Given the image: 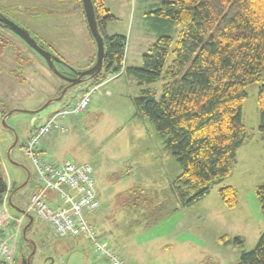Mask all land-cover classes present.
<instances>
[{
	"label": "rangeland",
	"instance_id": "374dc122",
	"mask_svg": "<svg viewBox=\"0 0 264 264\" xmlns=\"http://www.w3.org/2000/svg\"><path fill=\"white\" fill-rule=\"evenodd\" d=\"M109 2L117 16L115 25L123 29L122 35L126 37L124 64L127 67L140 68L141 55L149 53L160 35L172 37V48L175 47L183 26L155 18L156 0ZM78 13H82L88 37L95 45L79 0H0V14L32 35L37 34L36 30L49 29L50 24L56 25L62 36L58 39L72 47L77 59L70 61L68 54L55 53L70 64L56 62L57 72H53L43 57L19 36L0 26V42L5 45L0 56L10 58L0 62V154L4 159L2 171L7 185L17 188L13 198L15 206L26 208L39 183L30 160L22 151L24 142L31 136V123L36 126L46 122L56 110L75 100L83 89L102 83V87L93 92L88 107L91 109L80 115V124L75 128L69 125L64 132L62 152L72 163L89 164L93 168L99 194L134 188L136 195L131 204H138L136 208L132 206L125 220L131 224V234L127 238L130 243L124 248L136 256H132L130 262L236 264L241 253L253 250L264 234V215L255 195V188L264 183V133L259 131L256 100L260 83L245 88L247 97L242 105V120L247 137L237 150L230 175L214 183L201 198L190 200L191 191L182 197L172 186L182 172L180 163L164 149L162 138L147 118L144 122L132 120V103L128 96L135 89L133 82L137 83L134 77L109 76L103 66L97 80L85 79L68 88L61 100L32 113L51 100L52 95L53 99L60 95L68 84L66 78L88 69H82L86 64V44L81 32L83 26L76 20ZM44 47L56 50L50 45L44 44ZM94 51L96 55V47ZM171 60L169 55L167 64ZM127 77L132 82L127 83ZM161 84L159 81L150 86L156 99L161 94ZM9 112L4 119L3 115ZM9 148L11 153H7ZM231 185L237 192V204L226 208L218 191ZM183 190L186 191V186ZM26 221L22 216L20 223ZM21 224L17 228L6 225L0 229H7V236L1 241L14 246L11 260L5 261L7 264H21L23 259L26 264H108L105 258L97 259L93 243L84 235L58 239L37 218L23 235ZM162 239L171 246L165 248ZM124 248L122 256H125ZM0 259L4 260L1 255Z\"/></svg>",
	"mask_w": 264,
	"mask_h": 264
},
{
	"label": "trees",
	"instance_id": "16d2710c",
	"mask_svg": "<svg viewBox=\"0 0 264 264\" xmlns=\"http://www.w3.org/2000/svg\"><path fill=\"white\" fill-rule=\"evenodd\" d=\"M91 2L104 42L105 73L113 76L124 69L136 79L142 87L133 99L136 110L154 125L164 149L182 167L174 188L182 197L191 191L190 200L203 197L232 171L247 137L242 120L245 88L255 82L260 83L256 100L259 131L264 133V0H156L154 17L183 28L174 48L172 37L160 35L142 56L140 68L124 67L126 37L106 34V24L115 16L105 0ZM4 47L0 42V54ZM169 55L172 60L167 64ZM159 81L161 94L156 99L150 86ZM39 187L38 183L36 191ZM16 189L7 187L0 158V207ZM218 192L226 208L235 207L237 192L232 186ZM255 195L264 215V183L255 188ZM27 223L28 219L21 232ZM9 225L14 228L16 223ZM0 264L7 263L0 259ZM236 264H264V234Z\"/></svg>",
	"mask_w": 264,
	"mask_h": 264
},
{
	"label": "built area",
	"instance_id": "2783aa9c",
	"mask_svg": "<svg viewBox=\"0 0 264 264\" xmlns=\"http://www.w3.org/2000/svg\"><path fill=\"white\" fill-rule=\"evenodd\" d=\"M97 88L86 89L74 104L56 111L46 122L35 126L22 146L23 154L30 160L40 184L30 196L26 212L45 223L56 238L84 235L93 243L97 259L105 258L108 264H126L106 242L97 238L96 230L88 219L100 206L92 167L70 161L52 162L41 158L37 152L41 138L58 129L59 120L82 115L87 110L91 95ZM21 219L22 216L15 218L11 215L4 200L0 207V229L11 221L16 222L17 228ZM13 249L14 246L9 247L6 240H0V255L4 261L11 260Z\"/></svg>",
	"mask_w": 264,
	"mask_h": 264
},
{
	"label": "crops",
	"instance_id": "0c3cea01",
	"mask_svg": "<svg viewBox=\"0 0 264 264\" xmlns=\"http://www.w3.org/2000/svg\"><path fill=\"white\" fill-rule=\"evenodd\" d=\"M109 3H111V2H109V0H105L106 7L115 16V20H116L117 16L113 12L112 6ZM76 17H77L76 20L79 21L81 26H83V29L81 30V32H83V41L86 44V46H85L86 55H85V59H84V62L86 64H84V66H82L83 67L82 69H86V68L91 67L95 62V51H94L95 45L93 43V40L88 37V34H87L88 31H87V27L85 25V22L83 20L82 13H78L76 15ZM115 20L110 21L106 24V28H105L106 34L113 35V34H122L123 33V29H118V27L115 25V22H116ZM52 28L54 29V31ZM57 30L58 29H57L56 25H54V27H53V25L50 24L49 29H43V31L41 29H39L38 31L36 30L35 32L40 36L37 37L36 36L37 34L34 33L35 35H33V37L36 40L42 42L43 44H45L47 46L50 45L51 47H53L54 49L57 50V51L56 50L55 51L49 50L52 53H54V54L55 53H65L66 55L68 54V57H69L68 59L70 61L71 60L76 61L77 59H76V57L73 56V52L71 49L72 47L71 46L68 47V46L64 45V43L66 41H64V43H62L61 39H58V37H62V36L58 34ZM142 55H141V57H142ZM57 56L62 58L63 62L70 64V62H68L63 56H59V55H57ZM5 59L10 60V58H8V56H5V55L0 56V62L4 61ZM137 62L140 63V60H138ZM41 66H43V65H40V67ZM124 67H127L126 63L124 64ZM124 74H125V72L123 69L122 73H120L119 75H116L114 77L117 78V77H120ZM126 80H127V83L132 82L129 77H127ZM112 82H115V81L112 80ZM101 84L98 83L96 86H99V88H100ZM133 84H134L135 89H133L132 93L128 96L129 101H131V103H132V116H133L132 120L139 119V122H144L146 120V117L142 116L140 114V112H138L136 110V108L133 104L134 97L139 93V90L142 87H140L138 85V83L133 82ZM84 90L85 89H83L78 94V96H76L75 100L69 101V104H66V105L64 104V106H62L60 109L74 104L78 100L80 94ZM92 95H93V93H92ZM52 96H54V95H52ZM52 96H51V99H53ZM91 101H92V99H91ZM91 101H90V104H91ZM40 109H37L36 111H32V112H39V111H41ZM88 109L89 108H87V110L84 112L85 114L88 113ZM58 110H56V111H58ZM1 116H2V110L0 109V118H1ZM82 116H80V115L79 116H69L65 119L59 120L58 121L59 128L51 131L50 133L46 134L45 136H43L41 138V145L39 147V150L37 151L38 155L41 158L47 159V160L52 161V162H57V163H59V162L63 163L65 161H70L69 158H66V156L62 152V148H63L64 142H65V141H63V139L65 138L64 132L68 131L69 125H70V127H74V128L77 127L80 124L79 122H80ZM3 117H4V119H6L8 117V114H4ZM41 123H44V122H41ZM31 130L33 131V128H31ZM32 131H31V133H32ZM7 153H11L10 148L8 149ZM0 158H1V169H2L4 167V159L2 158L1 154H0ZM172 186H173V184H172ZM7 187L10 189V187H12V186L7 185ZM133 189L134 188L131 187V188H127L123 191H119V192L115 191V192H112L109 194H99L97 192V189H96L97 196H98V199L100 202V206L95 212H93L92 214H90L88 216L90 223L94 226V228L96 230L97 238L99 240L106 242L110 246V248L113 250V252H115L118 255V257L121 260H123L126 264H135L133 261L130 262V259L132 256L136 257L135 255H132L133 253L129 254V252L126 251V248H124V246H126L130 243V241L127 238L131 234L130 233L131 224H130V222L127 223L125 221L126 216L128 215L129 210H132V206L134 205V208H136L137 207L136 204H138V203H135L133 205L131 204L132 202H134V197L136 195L133 192ZM7 196L8 197H7L6 203L7 204L9 203V208H10L9 211L12 215H14L15 213H12L11 210L20 214L18 209H26L24 207L18 208L15 206V204L13 202V198H14V196H16L15 192L8 193ZM20 197L21 196L17 197V201L20 200ZM105 198H107V199H105ZM10 202L12 203L11 205H10ZM14 207L17 209H15ZM117 209L119 210L118 212H117ZM116 221H123V222H120L119 224H117ZM6 236H7V229L6 230H0V240L5 238ZM161 243H163V246L165 248L167 246H169V247L171 246L170 244H165V241L163 239H162ZM122 248H124V250L126 251L125 256H122V250H123Z\"/></svg>",
	"mask_w": 264,
	"mask_h": 264
},
{
	"label": "water",
	"instance_id": "95a60500",
	"mask_svg": "<svg viewBox=\"0 0 264 264\" xmlns=\"http://www.w3.org/2000/svg\"><path fill=\"white\" fill-rule=\"evenodd\" d=\"M81 3H82L83 10H84V15L86 18L88 29L95 42V47H96L95 62L87 70L76 72L75 77L66 78V81L68 82V84L62 89L60 95L55 99H51L47 101V103L43 107H41L40 110L44 109L52 101L61 100L62 96L64 95V93L67 91L68 88L83 82L85 79L95 78L103 69V60L105 58L104 42H103V37L101 36L98 30V27H97L93 5H92L91 0H81ZM0 26H2L3 28L9 29L14 34L19 36L30 48L35 50L41 57H43L49 69H51L53 72H57L55 63L56 62L61 63L63 62V60L59 58L57 55L53 54L47 48H45L44 44L36 40L28 30L17 25L15 22L9 20L8 18L4 17L1 14H0ZM10 113L11 112L7 114L9 115ZM32 113H35V112H32ZM31 125L33 128L34 127L33 123H31ZM18 211L22 215H25V217L28 219V223L23 227V235H24L26 229L33 222L34 217L31 214L27 213L25 209H18ZM27 263H29V259H27Z\"/></svg>",
	"mask_w": 264,
	"mask_h": 264
}]
</instances>
